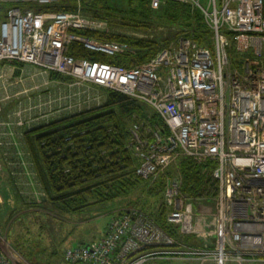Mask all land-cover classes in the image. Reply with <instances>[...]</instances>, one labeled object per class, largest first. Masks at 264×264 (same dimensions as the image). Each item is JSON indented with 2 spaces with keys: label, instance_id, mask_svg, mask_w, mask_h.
<instances>
[{
  "label": "built area",
  "instance_id": "2783aa9c",
  "mask_svg": "<svg viewBox=\"0 0 264 264\" xmlns=\"http://www.w3.org/2000/svg\"><path fill=\"white\" fill-rule=\"evenodd\" d=\"M56 1L0 0L10 4L0 9V61L33 63L87 90H115L151 105L168 131L143 132L144 120L132 122L129 146L141 160L136 172L152 181L165 174L167 225L202 241L184 246L145 210L129 206L116 210L98 241L67 247L63 264H264V0H175L202 12L213 46L181 35L134 66L77 57L70 46L79 42L117 55L135 49L79 31L140 38L156 31L112 27L85 12L84 2L92 0H73L70 10L30 7ZM150 1L158 9L168 0ZM82 93H72V108L81 111L104 98L85 92L81 99ZM183 156L217 163L211 214L196 209L206 198L182 191L175 164ZM20 263L0 246V264Z\"/></svg>",
  "mask_w": 264,
  "mask_h": 264
},
{
  "label": "trees",
  "instance_id": "16d2710c",
  "mask_svg": "<svg viewBox=\"0 0 264 264\" xmlns=\"http://www.w3.org/2000/svg\"><path fill=\"white\" fill-rule=\"evenodd\" d=\"M126 1L127 5L120 0L85 1V12L107 19L112 27L123 26L125 29L147 32L166 26V32L140 38L113 30H80L82 34L107 41H125L135 51L110 55L74 42L70 46V53L91 60L134 66L151 59L163 45L181 35L194 38L202 45L213 46L211 29L202 12L192 5L168 0L158 9H153L150 0ZM72 3L73 0H60L52 4L35 3L30 7L37 11L70 10L74 8ZM9 6V3L0 4V9L5 11ZM52 74L66 80L72 79L58 72ZM104 92L105 101L99 105L25 131L24 141L31 154L42 195L40 203L33 202L21 193L17 185L12 186V194L17 202L12 217L19 211L21 213L23 208L33 210L48 202L60 211L74 212L96 202L128 197L125 207L120 209L140 207L171 234L179 237L178 229L167 225L163 204L165 174L155 181L139 176L136 169L141 160L129 146L130 126L134 120H144L142 131L149 128V133L168 131L165 121L151 105L141 99L115 90ZM216 166L217 163L209 158L180 157L175 168L182 175V191L193 198L213 199L219 191L218 180L213 174ZM168 172L173 173L174 169ZM142 196L147 197V204ZM158 196L161 202L153 206L154 201H150V197ZM16 246L21 249L20 243ZM38 251L41 249L33 246L32 250L22 253L32 264H55L50 259H30H36L34 254Z\"/></svg>",
  "mask_w": 264,
  "mask_h": 264
},
{
  "label": "rangeland",
  "instance_id": "374dc122",
  "mask_svg": "<svg viewBox=\"0 0 264 264\" xmlns=\"http://www.w3.org/2000/svg\"><path fill=\"white\" fill-rule=\"evenodd\" d=\"M120 2L127 5L126 0H120ZM116 27L123 30L125 29L123 26ZM166 28L168 27L162 26L156 30V33L161 31L166 32ZM67 82L71 88L73 81L67 80ZM54 85L55 86L49 85L43 90L46 96H48L50 92L53 93L55 98L66 95L68 98V108L74 112L80 111L76 107L72 108V102L76 101L72 97V93L74 92H72L68 86L60 85L59 88V86H57L58 83ZM73 85L78 88V90L74 88V91L84 92L85 95H82L81 99L86 96V93L91 95H100V93L106 95L104 91L99 89L87 90L84 87L85 85ZM105 98L101 99L102 101L100 100V102L103 103ZM83 109L87 108L84 107ZM24 145L25 148H27L25 141ZM27 151L29 152L28 149ZM34 184L36 183L34 182ZM22 194L31 201L40 203L42 194H38V196ZM4 198L6 201L5 204H0V246L8 251L17 261L20 259V264H32V262L24 256L22 251L27 253V251L33 249V246L34 248L38 246L41 251L35 252L34 256L36 259L32 257H30V259L34 261H45L46 259H50L55 264H63L65 249L70 246H78L81 243H90L101 239L116 210L120 207H125L126 200L128 199V197H122L105 202H96L84 209L74 212L60 211L48 202L42 206L38 205L34 207L33 210L23 208L21 213L19 211L12 217L14 215L12 211L17 205L15 196L13 194L10 200H7L5 195ZM142 198L145 199V203L147 204V197L142 196ZM150 201H154L153 206H157L161 202V198L160 196L155 198L150 197ZM212 202H214V200L209 201L210 204H212ZM195 204L197 209L198 203ZM201 213L202 209H199V214ZM179 239L183 242L184 246L202 245V241L195 233L188 236L179 235ZM17 242L20 243L21 249L17 248ZM198 263L199 262H197V264Z\"/></svg>",
  "mask_w": 264,
  "mask_h": 264
},
{
  "label": "crops",
  "instance_id": "0c3cea01",
  "mask_svg": "<svg viewBox=\"0 0 264 264\" xmlns=\"http://www.w3.org/2000/svg\"><path fill=\"white\" fill-rule=\"evenodd\" d=\"M57 83L59 88L60 85L70 88L66 79L54 77L52 72L36 64L0 61V204L6 202L4 195L7 200L13 196L14 185L24 194H42L30 152L24 145L23 135L30 128L74 112L68 108L66 95L55 98L52 92L46 96L43 91L49 85L55 86ZM74 88L78 90L72 84V92H76ZM94 89L104 91L100 88ZM82 95H85L84 92ZM101 95L104 98L106 96ZM198 208L211 214L214 202L210 204L205 201L200 203Z\"/></svg>",
  "mask_w": 264,
  "mask_h": 264
}]
</instances>
